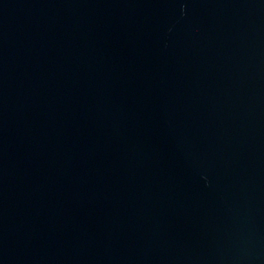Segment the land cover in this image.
<instances>
[{
	"label": "water",
	"instance_id": "1",
	"mask_svg": "<svg viewBox=\"0 0 264 264\" xmlns=\"http://www.w3.org/2000/svg\"><path fill=\"white\" fill-rule=\"evenodd\" d=\"M0 264H264V0H0Z\"/></svg>",
	"mask_w": 264,
	"mask_h": 264
}]
</instances>
